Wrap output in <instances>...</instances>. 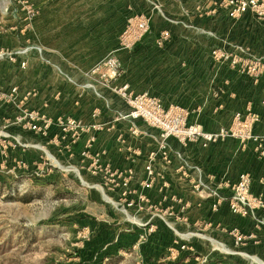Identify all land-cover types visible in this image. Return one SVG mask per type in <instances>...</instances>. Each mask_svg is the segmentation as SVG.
Here are the masks:
<instances>
[{"label": "rangeland", "instance_id": "obj_1", "mask_svg": "<svg viewBox=\"0 0 264 264\" xmlns=\"http://www.w3.org/2000/svg\"><path fill=\"white\" fill-rule=\"evenodd\" d=\"M225 1L0 0V264H166L151 259L165 253L173 264L170 249L183 243L178 256L191 264H264L240 220L264 225V206L253 205L254 215L232 207L243 173L229 194L224 182L207 183L219 195H164L166 207L147 195L160 176L148 164L171 163L173 154L190 166L171 139L204 147L238 139L264 160L254 140L264 136L253 132L258 113L243 111L249 93L263 95L252 84L263 72L246 68L236 50L256 32L257 20L248 23L257 15L233 18ZM215 108L225 122L218 130L192 120ZM142 110L158 120L135 117ZM163 115L229 135H165ZM114 150L142 161L148 179L136 183L133 167H114ZM206 200L215 221L189 213ZM162 225L167 251L151 247ZM235 232L247 236L240 246L230 242Z\"/></svg>", "mask_w": 264, "mask_h": 264}, {"label": "crops", "instance_id": "obj_2", "mask_svg": "<svg viewBox=\"0 0 264 264\" xmlns=\"http://www.w3.org/2000/svg\"><path fill=\"white\" fill-rule=\"evenodd\" d=\"M253 19L258 22V25H256V32H249L248 35L243 38L241 45L236 47V50H241L242 55L245 56L246 59H249V61L250 59H257L264 66V17H253L248 24H251ZM252 84L255 92H257L258 89H262L263 95L260 94L261 96L256 98L255 95L253 96L249 93V100L245 103L246 105L243 108V111H249L252 109L258 113V119L254 123L253 132L261 135L264 134V70L259 83ZM236 93L237 92L232 95V98L238 97ZM216 111L217 109L215 108L213 113L210 112L201 115L199 113L196 117L193 116L192 120L202 125L205 131H216L225 124L224 121H221L220 115L219 113H216ZM230 120L231 118L228 119L226 123H230ZM170 143L173 150L180 152L188 159L190 166L187 168L181 167L180 161L175 159V155L173 154L171 155V163L160 161L153 166L154 172L156 174L159 172L160 176L157 175V177H154L151 187H149L150 189L147 191V195H153L154 197L152 198H157L155 201H160L162 206L164 205L166 207L169 203L168 199L164 201V195H179V197H183L185 200L189 195H208L206 191L199 193L194 190L193 185L199 181L213 184L224 182L225 187H223L221 191L229 194L231 188L228 186L234 184L241 173H249L251 175V192L254 195L264 194V160L259 157L254 149V145H244L238 139L232 138L221 141L217 144H211L208 147L202 146L200 142H190L188 145H182L177 139H171ZM151 149L153 148L148 147L146 152H149ZM130 150L137 152L140 151V147H134V149L130 148ZM111 154L112 165L114 167H120L122 169L128 167L134 168V178L136 183L140 184L145 179H148V173L145 171V166L142 161L138 160L135 164H131L128 161V158L117 150L111 151L110 156ZM190 198H192L195 203L196 199L198 200V197L196 198L195 196ZM202 202L203 206L198 204L199 208L194 204L192 208L193 210L189 211V213L191 212L193 214L191 216L194 219L200 218V220L206 216L210 222L215 221L213 220L214 216L212 217L214 212L210 210L211 207L208 204L209 201L206 200ZM207 208L213 213L202 212L203 210L206 211ZM260 216L264 217V213L261 210L258 211V217ZM240 220L242 221V231L254 235L255 237L253 241L250 240V243H256L254 247L259 251L264 252V225L258 226L257 220L251 216L246 218L243 217ZM181 227H185V225L181 223L180 228ZM163 228L162 225L158 230V233L160 232L162 236L160 235L159 239H156L157 237L152 239V249L167 251L169 248V237L165 235V239H163V234L164 232L166 233V231H163ZM230 242L234 246L232 239ZM185 252H182L181 254ZM165 255L166 253L163 254V256L152 257L151 259L156 262H160L159 260H161L167 264V256ZM182 258L183 257L180 255L176 259L177 261L172 263L185 264L187 260L184 261Z\"/></svg>", "mask_w": 264, "mask_h": 264}, {"label": "built area", "instance_id": "obj_3", "mask_svg": "<svg viewBox=\"0 0 264 264\" xmlns=\"http://www.w3.org/2000/svg\"><path fill=\"white\" fill-rule=\"evenodd\" d=\"M225 7L229 9V14L233 18H240L244 14L248 12H252L256 14L258 17H264V0H226L225 1ZM145 23H141V27H143ZM220 53V50H218ZM217 49L213 51V54H218ZM218 57V55L216 56ZM221 57H224L225 59H229L230 55L226 54L224 52H221ZM244 60L243 64H245L246 68L253 71L256 76L259 75L260 72H263L264 66L263 64L257 60V59H246L242 58ZM232 63L234 65L238 64L239 61L234 57L232 59ZM139 112H135V117L139 115H144L145 118L148 120L149 118L158 120L157 117L152 115L151 111L142 110ZM161 124L163 129L166 131L165 135H188L191 137H198L202 138L205 141H216L218 137H226L229 135L225 130H222L220 133H205L202 130H200L196 126H190L186 127L185 121L180 116H169V115H163V118L160 121H157ZM152 124L154 125V121H152ZM33 128L38 129L36 125H33ZM236 135L235 133H233ZM254 140L257 142V149L261 155V157H264V136H258L254 137ZM146 170L149 172L150 175L153 174V166L152 164H148L146 166ZM197 185L194 186L195 190L197 192L206 191L208 195H219L217 191H215L214 188H212L211 185L204 183L203 181H199L196 183ZM234 193L233 195H236L235 201L232 204V207L235 212H241L242 214H252L254 215V208H252L253 205H259L264 206V196H261L260 198H254L251 195H254L251 192L252 189V178L251 175L248 173H243L240 175L238 183L234 186ZM264 195V194H260ZM247 238L244 234L240 232L234 233V244L235 246H240L243 244V241ZM188 246L187 244H178L174 247H172L171 253L174 256H169L172 259H177L180 253L187 251ZM197 259V258H196ZM185 264H191L188 262H185Z\"/></svg>", "mask_w": 264, "mask_h": 264}, {"label": "trees", "instance_id": "obj_4", "mask_svg": "<svg viewBox=\"0 0 264 264\" xmlns=\"http://www.w3.org/2000/svg\"><path fill=\"white\" fill-rule=\"evenodd\" d=\"M124 247H122V248H127V246L126 245H123Z\"/></svg>", "mask_w": 264, "mask_h": 264}]
</instances>
